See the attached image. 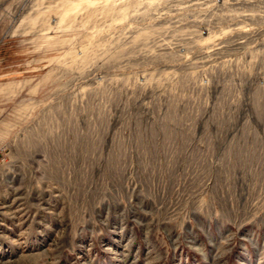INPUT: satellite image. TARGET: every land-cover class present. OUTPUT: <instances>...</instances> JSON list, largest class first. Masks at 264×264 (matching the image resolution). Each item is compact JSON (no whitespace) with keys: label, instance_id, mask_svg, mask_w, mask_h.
Listing matches in <instances>:
<instances>
[{"label":"rangeland","instance_id":"rangeland-1","mask_svg":"<svg viewBox=\"0 0 264 264\" xmlns=\"http://www.w3.org/2000/svg\"><path fill=\"white\" fill-rule=\"evenodd\" d=\"M0 264H264V0H0Z\"/></svg>","mask_w":264,"mask_h":264}]
</instances>
